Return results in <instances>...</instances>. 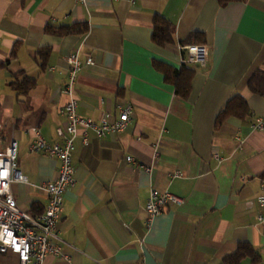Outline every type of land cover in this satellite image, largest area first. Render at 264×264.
Wrapping results in <instances>:
<instances>
[{"label": "crops", "instance_id": "1", "mask_svg": "<svg viewBox=\"0 0 264 264\" xmlns=\"http://www.w3.org/2000/svg\"><path fill=\"white\" fill-rule=\"evenodd\" d=\"M157 16L173 25L172 44L153 42ZM82 24L85 35L47 33ZM194 33L204 35L209 62L191 67L192 89L183 99L157 64L181 70L182 49ZM76 52L82 61L94 60L76 85L79 115L112 121L131 107L133 117L123 134L91 136L88 145L76 139L75 185L65 193L60 225L71 261L50 256L45 264H224L243 244L259 257L244 264H264V224L257 220L264 213V130L254 129L264 120V97L248 85L264 70V0L226 6L218 0H0V147L19 143L29 184L12 190L34 217L48 202L34 186L54 180L60 162L32 154L26 130L37 127L48 142L60 141L67 59ZM21 74L36 80L26 96L10 87ZM236 95L251 116L216 129ZM154 190L183 203L149 226L146 205ZM0 262L19 264L11 253Z\"/></svg>", "mask_w": 264, "mask_h": 264}, {"label": "built area", "instance_id": "2", "mask_svg": "<svg viewBox=\"0 0 264 264\" xmlns=\"http://www.w3.org/2000/svg\"><path fill=\"white\" fill-rule=\"evenodd\" d=\"M193 49L195 51H192ZM182 50L186 52L182 67H207L209 48L206 45H189ZM67 63L70 69L63 91L69 99L63 111L67 126L65 129H57L60 141L48 142L37 127L26 130L33 139L30 145L32 154L42 153L60 162L58 175L54 180L34 186L48 198L45 210L39 216L34 217L21 209L12 190L15 183L29 184L19 163L18 141L13 139L4 149L0 147V258L11 253L18 257L19 264H45L50 256L71 261L64 253L66 243L61 236L60 225L63 220L65 193L75 185V141L81 138L83 143L88 145L91 136L102 139L123 134L133 117L131 107L123 109L119 117L112 121L96 122L80 116L76 85L81 72L85 67L94 66V60L88 56L82 61L80 54L76 52L68 57ZM254 129L263 131L264 120L258 119ZM1 130L0 126V142ZM127 162L135 161L128 157ZM148 171L150 172V169ZM259 202L264 208V198H260ZM182 203L181 199L170 192L152 191L146 205L148 225L150 226L152 221L171 205L179 206ZM257 220L264 224V213L259 214Z\"/></svg>", "mask_w": 264, "mask_h": 264}, {"label": "trees", "instance_id": "3", "mask_svg": "<svg viewBox=\"0 0 264 264\" xmlns=\"http://www.w3.org/2000/svg\"><path fill=\"white\" fill-rule=\"evenodd\" d=\"M221 6H226L230 3L243 0H218ZM47 33L64 37L71 35H85L88 33V28L85 25H73L62 27H48ZM174 27L163 17L157 16L155 19L153 42L158 46H166L174 42ZM204 35L200 33L191 34L185 44H203ZM46 57V52L40 53ZM48 55V52H47ZM157 67L163 71L166 81L175 86L176 93L179 97L187 99L191 89L192 82L195 76V71L188 66H183L181 70H175L168 66L157 64ZM250 91L259 97H264V70H259L255 73L249 82ZM36 86V80L29 78L25 74L16 76L15 81L10 84V87L18 93V95L26 96ZM251 116V109L247 101L239 95L231 98L224 109L220 112L216 120V129H219L225 122L231 118L245 120ZM252 259L257 262L259 257L256 251L248 244H243L238 251L233 255L225 258L224 264H244L245 260Z\"/></svg>", "mask_w": 264, "mask_h": 264}, {"label": "clouds", "instance_id": "4", "mask_svg": "<svg viewBox=\"0 0 264 264\" xmlns=\"http://www.w3.org/2000/svg\"><path fill=\"white\" fill-rule=\"evenodd\" d=\"M192 51H195V49H193Z\"/></svg>", "mask_w": 264, "mask_h": 264}]
</instances>
